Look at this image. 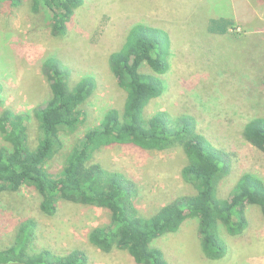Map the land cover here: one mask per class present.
I'll use <instances>...</instances> for the list:
<instances>
[{
    "label": "rangeland",
    "instance_id": "1",
    "mask_svg": "<svg viewBox=\"0 0 264 264\" xmlns=\"http://www.w3.org/2000/svg\"><path fill=\"white\" fill-rule=\"evenodd\" d=\"M223 17L234 22L228 34H208L209 19ZM135 24L160 28L171 41L169 71L162 76L165 91L149 103L144 117L165 112L194 119L198 131L226 156L229 173L219 183L221 197L243 174L264 181V154L242 137L249 119L264 116V0H84L61 37L51 34L44 12L31 11L30 0L18 7L0 3V112L31 114L49 99L41 74L48 57L58 58L73 81L85 76L95 80L96 89L85 105V124L60 135L62 147L45 165L58 172L68 150L98 125L107 109L121 111L125 94L116 86L107 60ZM35 126L31 121V145L36 142ZM94 162L132 182L134 204L144 216L193 193L181 178L185 157L180 148L159 152L115 145L97 151ZM39 204V195L28 187L0 192V249L12 243L18 222L32 219L37 224L35 250L57 255L79 250L87 264H134L126 252L103 253L89 244L90 230L108 221L104 209L60 201L56 214L46 216ZM246 219L248 227L240 236L221 233L228 250L218 261L202 254L197 219L186 220L154 245L168 264H264V217L250 206Z\"/></svg>",
    "mask_w": 264,
    "mask_h": 264
},
{
    "label": "trees",
    "instance_id": "2",
    "mask_svg": "<svg viewBox=\"0 0 264 264\" xmlns=\"http://www.w3.org/2000/svg\"><path fill=\"white\" fill-rule=\"evenodd\" d=\"M23 2L0 0L11 7ZM83 3L84 0H30V9L36 14L44 12L51 34L61 37ZM233 26L231 19H209L207 33L223 37ZM170 54L171 41L166 31L143 24L128 29L121 47L107 60L116 86L125 94L123 107L121 111L107 109L98 125L86 130L68 150L58 172L48 171L45 165L62 147L60 135L85 124V105L96 82L89 76L73 81L58 58H46L41 74L49 99L31 114L0 112V192L31 188L39 195V207L46 216L56 214L60 201L104 209L108 221L90 230L89 244L103 253L126 252L134 264H168L154 242L176 233L186 220L197 219L202 254L211 261L223 259L228 247L221 233L240 236L248 227L246 209L250 206L257 207L264 217V181L253 174H243L230 193L221 197L219 183L229 173L226 156L198 131L194 119L165 112L144 117L149 103L165 91L162 76L169 71ZM31 121L36 125L35 145L28 140ZM242 137L264 154V116L249 119ZM115 145L159 152L180 148L185 157L181 178L193 193L173 198L150 216L142 215L133 201L132 182L94 162L97 151ZM36 232L37 224L32 219L18 222L12 243L0 249V264L88 263L79 250L65 255L35 250Z\"/></svg>",
    "mask_w": 264,
    "mask_h": 264
}]
</instances>
